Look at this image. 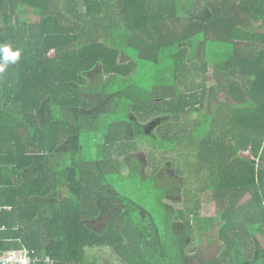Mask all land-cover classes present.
Returning <instances> with one entry per match:
<instances>
[{
	"label": "trees",
	"instance_id": "trees-1",
	"mask_svg": "<svg viewBox=\"0 0 264 264\" xmlns=\"http://www.w3.org/2000/svg\"><path fill=\"white\" fill-rule=\"evenodd\" d=\"M6 44L0 253L264 264V0H0Z\"/></svg>",
	"mask_w": 264,
	"mask_h": 264
},
{
	"label": "rangeland",
	"instance_id": "rangeland-1",
	"mask_svg": "<svg viewBox=\"0 0 264 264\" xmlns=\"http://www.w3.org/2000/svg\"><path fill=\"white\" fill-rule=\"evenodd\" d=\"M204 81L207 82L208 87L210 88L215 86V81L212 76V69L209 70V74L205 77ZM168 120H170L168 117H158V118L152 119L151 121H149V123L144 124L145 125L144 131L147 134H153L157 130V128L160 127V125L165 124ZM152 185L153 183L151 184L149 183L148 186L144 185V187H142L141 189L130 192L129 195L132 200L145 206L147 208V211H149L151 214H155L156 213L155 211H157L158 194H156ZM203 203L204 204L202 206L201 216L203 218L215 217L216 212H217L216 203L210 200L208 201L206 200V202H203ZM210 241L213 242L214 244L217 243L216 237L211 238ZM257 248H259V246ZM216 251L217 249L214 250V252ZM256 254L257 256L255 257L257 258L261 257V252L259 250ZM110 257H111V254L109 253L108 250H106L103 254H101V258H103L104 260H110ZM114 264H119V263L117 261H114Z\"/></svg>",
	"mask_w": 264,
	"mask_h": 264
},
{
	"label": "built area",
	"instance_id": "built-area-1",
	"mask_svg": "<svg viewBox=\"0 0 264 264\" xmlns=\"http://www.w3.org/2000/svg\"><path fill=\"white\" fill-rule=\"evenodd\" d=\"M45 261L49 262L47 259ZM36 262L35 253L27 250L0 253V264H35Z\"/></svg>",
	"mask_w": 264,
	"mask_h": 264
},
{
	"label": "clouds",
	"instance_id": "clouds-1",
	"mask_svg": "<svg viewBox=\"0 0 264 264\" xmlns=\"http://www.w3.org/2000/svg\"><path fill=\"white\" fill-rule=\"evenodd\" d=\"M20 54V50H12L11 45L0 46V73H4L9 64H15Z\"/></svg>",
	"mask_w": 264,
	"mask_h": 264
}]
</instances>
